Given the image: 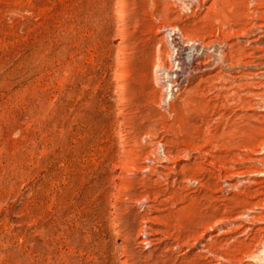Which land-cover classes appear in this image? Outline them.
I'll use <instances>...</instances> for the list:
<instances>
[{
  "label": "rangeland",
  "instance_id": "obj_1",
  "mask_svg": "<svg viewBox=\"0 0 264 264\" xmlns=\"http://www.w3.org/2000/svg\"><path fill=\"white\" fill-rule=\"evenodd\" d=\"M0 264H264V0H0Z\"/></svg>",
  "mask_w": 264,
  "mask_h": 264
},
{
  "label": "bare ground",
  "instance_id": "obj_2",
  "mask_svg": "<svg viewBox=\"0 0 264 264\" xmlns=\"http://www.w3.org/2000/svg\"><path fill=\"white\" fill-rule=\"evenodd\" d=\"M161 30L168 34L169 46L167 50V60H164L166 62L163 64H157L155 67V73H159L157 83L162 93L160 95L159 105L163 106L164 111L171 116L172 103L198 76L204 71L212 69L214 66L213 64H216L217 60L211 63L210 60L213 58H209L210 60L205 59L206 56L212 54L210 52L213 50L208 52L210 46L203 43L202 39L200 41L199 39L185 36L178 26H168L167 29L162 28ZM215 55L216 54H214V57H216ZM218 61H220V59ZM165 151H163V158L168 160L169 156Z\"/></svg>",
  "mask_w": 264,
  "mask_h": 264
}]
</instances>
